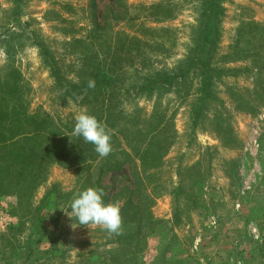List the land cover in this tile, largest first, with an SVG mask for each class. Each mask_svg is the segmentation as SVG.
Segmentation results:
<instances>
[{
    "label": "rangeland",
    "instance_id": "374dc122",
    "mask_svg": "<svg viewBox=\"0 0 264 264\" xmlns=\"http://www.w3.org/2000/svg\"><path fill=\"white\" fill-rule=\"evenodd\" d=\"M206 3L0 0V113L24 107L37 118L26 133L39 131L0 148V264H264V0L221 4L217 100L204 103L201 77L182 75ZM83 110L112 131L113 151L82 167ZM136 173L155 221L136 255L140 240L72 229L59 210L89 187L122 204Z\"/></svg>",
    "mask_w": 264,
    "mask_h": 264
},
{
    "label": "trees",
    "instance_id": "16d2710c",
    "mask_svg": "<svg viewBox=\"0 0 264 264\" xmlns=\"http://www.w3.org/2000/svg\"><path fill=\"white\" fill-rule=\"evenodd\" d=\"M224 0H207V3L203 6V18L204 21L202 23V26L200 28V32L198 35V44L193 50L192 58H190L185 67L183 68V78L188 75L198 74L202 79V84L200 85L201 90V102H211L217 100V97H215L213 91L211 90L212 87V80L217 77V70L215 67V61L213 60V54L215 51H217L219 46V35H220V27L219 25V18L221 16L222 11L221 4ZM19 9V8H18ZM106 80V75L102 76ZM178 77H166L164 79L159 78L152 79L150 82L146 83L145 89L148 90V87H151V85H171L173 80L177 79ZM109 82H113L111 78L108 79ZM101 82V81H100ZM153 88V87H151ZM144 90V89H141ZM8 98V97H6ZM239 102V98L237 99ZM241 102V101H240ZM36 117L34 116V113H28V110L24 107L16 108L14 107H7L4 111V113H0V130L1 131H7L9 132V135H1L0 138V148H8L10 145H12L13 142L16 141V134L20 132L18 136H22L24 139L31 136L32 134H37L39 132L37 129L32 131L31 133H26L24 128H33V124L36 121ZM10 124H18L19 128L12 129L11 127H8ZM6 125V126H2ZM7 138H3V137ZM80 145H82L81 150H79L77 153H73L76 160H82L86 158H90L91 162L98 161V159H103L99 157V155L94 151V146L90 143L79 141ZM5 158H7L5 156ZM108 158V157H106ZM109 159V158H108ZM141 160H144V162H147L146 155L141 157ZM8 164H10V161H6ZM80 162V161H77ZM143 164L145 165V163ZM153 163L154 161H150V163ZM86 163V160L82 162L80 166H84ZM142 164V165H143ZM104 167L107 168L109 171L113 172L114 169L111 167L109 161H106L103 163ZM143 165V166H144ZM117 166V165H116ZM115 166V167H116ZM9 167V166H8ZM103 167V166H102ZM145 173V171H144ZM7 175V172H6ZM155 173L150 172L149 177H146L148 179V182L151 184L153 183V176ZM138 173H136V176L134 177V183H133V190L128 189L127 195L123 198L122 201V209H121V216L123 219V230L121 235L117 237V239H112L117 242H119V245L122 243V245H132L134 242L140 240L141 243L138 245H134L131 248H128L127 251L131 255H136V252L141 251L144 246V242L142 240L146 239L142 231L144 229L151 228L155 225V221L153 219V216L150 213H147L148 210H150V207L153 204V201L150 200V195H144L145 190L143 184L139 181V178L137 177ZM89 182V181H87ZM157 182H155L156 184ZM154 185V184H153ZM158 185V183H157ZM99 189H101L99 187ZM176 189V188H175ZM174 189V190H175ZM144 191V192H143ZM188 197L187 191L182 188V186H179L178 189L175 190L174 195L176 196L177 200L180 197V195L185 194ZM146 194V193H145ZM139 197V204L136 205L134 203L135 197ZM141 196V197H140ZM149 199L151 201V206H148L146 202H143V198ZM141 199V200H140ZM103 200L105 204H107V197L104 195ZM147 201V202H149ZM146 216V217H145ZM145 217V218H144ZM93 259H97L98 256L94 255L92 256Z\"/></svg>",
    "mask_w": 264,
    "mask_h": 264
},
{
    "label": "clouds",
    "instance_id": "9594fccd",
    "mask_svg": "<svg viewBox=\"0 0 264 264\" xmlns=\"http://www.w3.org/2000/svg\"><path fill=\"white\" fill-rule=\"evenodd\" d=\"M87 87L95 88V81L90 79ZM79 99V98H78ZM72 136L82 137L86 143L94 146V151L101 158L109 156L113 151L111 144L112 131L86 110L75 116ZM102 189L89 187L74 194L67 208L59 209L71 220L72 229L79 226H96L110 237L122 234V204L119 201L105 204ZM70 209V211H69Z\"/></svg>",
    "mask_w": 264,
    "mask_h": 264
}]
</instances>
